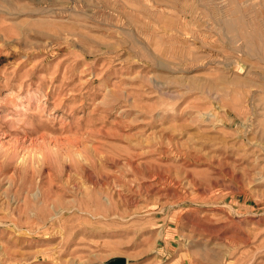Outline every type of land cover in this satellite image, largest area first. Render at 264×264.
Returning a JSON list of instances; mask_svg holds the SVG:
<instances>
[{
	"label": "rangeland",
	"instance_id": "374dc122",
	"mask_svg": "<svg viewBox=\"0 0 264 264\" xmlns=\"http://www.w3.org/2000/svg\"><path fill=\"white\" fill-rule=\"evenodd\" d=\"M264 264V0H0V264Z\"/></svg>",
	"mask_w": 264,
	"mask_h": 264
},
{
	"label": "water",
	"instance_id": "95a60500",
	"mask_svg": "<svg viewBox=\"0 0 264 264\" xmlns=\"http://www.w3.org/2000/svg\"><path fill=\"white\" fill-rule=\"evenodd\" d=\"M105 264H126V260L121 257H116V258L110 259Z\"/></svg>",
	"mask_w": 264,
	"mask_h": 264
}]
</instances>
